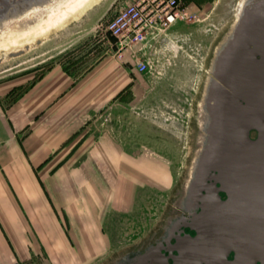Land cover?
<instances>
[{
	"label": "rangeland",
	"instance_id": "1",
	"mask_svg": "<svg viewBox=\"0 0 264 264\" xmlns=\"http://www.w3.org/2000/svg\"><path fill=\"white\" fill-rule=\"evenodd\" d=\"M130 1L99 0L40 41L20 51L0 50V80L38 69V64L45 62L61 61L80 71L104 56L117 60L111 47L114 37L105 24ZM240 2L181 0L186 14L169 28L164 39L151 38L153 46L146 52L152 66L139 72L128 54L122 60L132 68L133 86L124 89L121 101L107 110L116 109L115 125L123 138L124 155L133 166L124 164L116 181L96 183L103 194L116 195L115 205L104 204L105 219L99 221L107 239L104 251L99 252L83 235L78 241L70 229L72 216L60 211L61 229L38 230L36 254L0 264H113L161 233L178 207L198 146L199 105L213 51L233 24ZM114 120L106 119L109 125ZM90 222L95 223V218L91 216ZM46 232L52 236L47 238Z\"/></svg>",
	"mask_w": 264,
	"mask_h": 264
},
{
	"label": "crops",
	"instance_id": "2",
	"mask_svg": "<svg viewBox=\"0 0 264 264\" xmlns=\"http://www.w3.org/2000/svg\"><path fill=\"white\" fill-rule=\"evenodd\" d=\"M74 66L45 62L0 80V262L36 254L38 230L61 229L60 211L72 216L78 241L83 235L99 252L107 245L99 221L116 195L96 183L116 181L124 164L133 166L116 109L107 110L133 86L132 68L111 56Z\"/></svg>",
	"mask_w": 264,
	"mask_h": 264
},
{
	"label": "water",
	"instance_id": "3",
	"mask_svg": "<svg viewBox=\"0 0 264 264\" xmlns=\"http://www.w3.org/2000/svg\"><path fill=\"white\" fill-rule=\"evenodd\" d=\"M66 1L0 0V32L31 10ZM209 71L185 184L186 205L201 209L182 217L197 233L178 230L168 255L154 251L164 264H264V0H241Z\"/></svg>",
	"mask_w": 264,
	"mask_h": 264
},
{
	"label": "built area",
	"instance_id": "4",
	"mask_svg": "<svg viewBox=\"0 0 264 264\" xmlns=\"http://www.w3.org/2000/svg\"><path fill=\"white\" fill-rule=\"evenodd\" d=\"M186 12L181 0H132L121 6L105 24V29L114 37V56L129 60L139 72L152 66L147 48L153 46L151 38L164 39L169 28Z\"/></svg>",
	"mask_w": 264,
	"mask_h": 264
},
{
	"label": "bare ground",
	"instance_id": "5",
	"mask_svg": "<svg viewBox=\"0 0 264 264\" xmlns=\"http://www.w3.org/2000/svg\"><path fill=\"white\" fill-rule=\"evenodd\" d=\"M98 1L68 0L61 7L45 13L31 10L11 22L4 31L0 32V50L15 48L20 51L23 46L40 41L73 19L78 18Z\"/></svg>",
	"mask_w": 264,
	"mask_h": 264
},
{
	"label": "flooded vegetation",
	"instance_id": "6",
	"mask_svg": "<svg viewBox=\"0 0 264 264\" xmlns=\"http://www.w3.org/2000/svg\"><path fill=\"white\" fill-rule=\"evenodd\" d=\"M36 2H38V0H36ZM220 194L222 198L226 197L225 192L221 191ZM186 202L187 198L185 196L184 187L179 199L178 207L174 211V215L169 217V219L166 221L161 233L151 241L147 242V244H143L137 249L124 253L122 256L118 257L113 264H164V260H162L160 255L154 251L155 248L160 249L161 253L168 255L170 252V246L177 242L176 235L178 234V230L182 231L180 233L181 235H196L197 233L195 228H192L188 225H182V217L190 218L192 216V212H198L201 208L196 206L190 209L186 205ZM179 224H181V226ZM172 253L177 254L178 251L174 249ZM234 256L235 252L231 251L228 255V258L233 259ZM168 261L171 263L172 258L169 257Z\"/></svg>",
	"mask_w": 264,
	"mask_h": 264
}]
</instances>
